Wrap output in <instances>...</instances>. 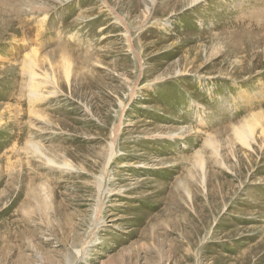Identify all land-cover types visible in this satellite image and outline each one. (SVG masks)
Returning a JSON list of instances; mask_svg holds the SVG:
<instances>
[{"label": "rangeland", "instance_id": "rangeland-1", "mask_svg": "<svg viewBox=\"0 0 264 264\" xmlns=\"http://www.w3.org/2000/svg\"><path fill=\"white\" fill-rule=\"evenodd\" d=\"M193 2L0 0V264H264V0Z\"/></svg>", "mask_w": 264, "mask_h": 264}, {"label": "bare ground", "instance_id": "bare-ground-1", "mask_svg": "<svg viewBox=\"0 0 264 264\" xmlns=\"http://www.w3.org/2000/svg\"><path fill=\"white\" fill-rule=\"evenodd\" d=\"M200 0H194V2H198ZM193 2V3H194ZM38 67V64H37V61L35 59V57L32 58V61H31V64H30V68H31V77L33 80H36V78L39 76L38 73L36 72V68ZM66 74H67V79L70 77V68H69V65L67 66V69H66ZM36 93H37V90H36ZM114 133H115V136L117 135L118 133V128H115L114 130ZM235 135H236V138L244 145L246 146L247 148L251 149V141H254V136H253V132L252 130L248 127H242L241 129L235 131ZM114 143L111 144V148H110V156H109V161H111L112 157L114 156ZM32 151L34 152V155H36L37 157L39 156H42L46 162H48V164H53L54 165H57L53 160H51L49 157H47L43 152H42V149L37 146V144H33L32 146ZM62 167V166H61ZM63 167L65 168H69V169H74L72 165L68 164L67 162L64 163ZM203 168V167H202ZM102 181V180H101ZM100 189L102 190V185H100ZM104 188V187H103ZM101 192V191H100ZM44 195L46 196L47 195V187L44 185ZM102 195V194H101ZM101 201V200H100ZM100 201H99V205H98V208L96 210V215H95V220H94V223L92 225V229L90 231V235L89 237L93 236L95 234V230L96 228H98L99 226V214L101 212V206H102V203L100 205ZM85 243V242H84ZM86 243H89L88 240H86ZM80 253V252H79ZM251 260V259H250ZM250 260L249 262L245 263V264H250Z\"/></svg>", "mask_w": 264, "mask_h": 264}]
</instances>
